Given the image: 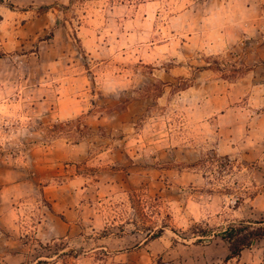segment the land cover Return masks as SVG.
<instances>
[{"label":"rangeland","instance_id":"374dc122","mask_svg":"<svg viewBox=\"0 0 264 264\" xmlns=\"http://www.w3.org/2000/svg\"><path fill=\"white\" fill-rule=\"evenodd\" d=\"M239 82L237 111L214 115ZM262 85L264 0H0V211L14 221L0 251L264 264V238L228 259L219 235L264 221ZM62 162L83 174V213L47 240L43 185Z\"/></svg>","mask_w":264,"mask_h":264},{"label":"crops","instance_id":"0c3cea01","mask_svg":"<svg viewBox=\"0 0 264 264\" xmlns=\"http://www.w3.org/2000/svg\"><path fill=\"white\" fill-rule=\"evenodd\" d=\"M10 13H13V11H10ZM26 13L28 11L21 16H25ZM28 23H32V21ZM241 86L242 83H235L229 89L225 88L224 94L220 95L217 100L214 99L213 103H211L215 110L213 112L214 115L220 112L221 116L226 118L232 112L231 110L237 111V108H232L231 105L238 100L237 94ZM260 88L261 86L258 87L259 90ZM262 88L264 90V85H262ZM221 126L220 132L223 137L221 143L223 142L224 145L230 143L234 136L232 137L233 131L229 125L223 123ZM261 132L264 134V126L261 128ZM54 166V168L49 170L48 182L43 185L44 197L51 203V208L45 218L38 223L36 232L40 238L47 240L69 239L72 237L77 220L82 218L83 174L76 172L75 169L73 170V166L70 163L62 162L54 164ZM3 192L1 191L0 196H5L6 193ZM6 215L4 211H0V227L3 228V231L0 229V239H2V235H7V228L9 226L12 228L14 224L11 219L3 218ZM11 233H14V231ZM58 256L54 254L48 257L38 251H0V264H38L39 261L45 259H48L47 264H61L62 262ZM63 262L65 263L62 264H66L67 260ZM75 262V264H83V252L79 254Z\"/></svg>","mask_w":264,"mask_h":264},{"label":"trees","instance_id":"16d2710c","mask_svg":"<svg viewBox=\"0 0 264 264\" xmlns=\"http://www.w3.org/2000/svg\"><path fill=\"white\" fill-rule=\"evenodd\" d=\"M164 229L150 235L156 238L162 234ZM201 237H208L209 231L201 230L196 232ZM219 235L227 241L229 247L228 259L241 255L242 251L250 248L256 241L264 238V221H241L226 227Z\"/></svg>","mask_w":264,"mask_h":264}]
</instances>
